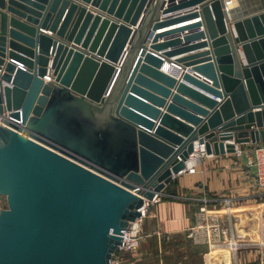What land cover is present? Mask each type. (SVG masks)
<instances>
[{
	"label": "water",
	"instance_id": "95a60500",
	"mask_svg": "<svg viewBox=\"0 0 264 264\" xmlns=\"http://www.w3.org/2000/svg\"><path fill=\"white\" fill-rule=\"evenodd\" d=\"M6 111L0 264H109L193 143H264V0H0Z\"/></svg>",
	"mask_w": 264,
	"mask_h": 264
},
{
	"label": "built area",
	"instance_id": "2783aa9c",
	"mask_svg": "<svg viewBox=\"0 0 264 264\" xmlns=\"http://www.w3.org/2000/svg\"><path fill=\"white\" fill-rule=\"evenodd\" d=\"M168 75L179 77L180 69L177 66L169 64L165 68ZM44 82L50 81L48 74L42 77ZM12 121L9 113L0 114V127L9 129L7 122ZM20 122H16L19 125ZM203 145L193 143L192 152L188 155L184 168L178 172L180 174L192 175L195 173V167L204 160ZM236 159H243L241 172L244 176L250 177L253 186L261 191L264 196V145L254 146L249 151L236 149L232 154ZM192 161H189L191 160ZM234 164H237L236 162ZM159 195L153 196L150 201H142L141 206L137 209L139 214L132 222L128 223V229L121 237L119 245L110 253L109 264H122V254L134 253L142 238V221L147 215L148 208L155 204ZM196 204V212L193 224L184 231V238L196 246L206 248L205 257H209L208 264H242L246 260H251L257 253L258 257L264 258V219L260 218L249 234H238L234 222V201L228 196H213L205 194V198L191 199ZM5 209L0 207V210ZM248 220L244 225L248 227ZM250 237L253 240H249ZM246 251L244 256L242 251ZM225 252L228 262L221 259L220 253ZM262 258V259H263ZM205 264V260H204Z\"/></svg>",
	"mask_w": 264,
	"mask_h": 264
},
{
	"label": "crops",
	"instance_id": "0c3cea01",
	"mask_svg": "<svg viewBox=\"0 0 264 264\" xmlns=\"http://www.w3.org/2000/svg\"><path fill=\"white\" fill-rule=\"evenodd\" d=\"M257 6V2L253 1L250 8L251 10H256L258 9L256 8ZM85 7L89 8L88 6ZM109 19L111 18L109 17ZM227 19V25H229V16ZM195 21L196 20H189L184 24H191ZM173 28H175V26H173ZM168 29L156 31L155 33L164 32ZM38 30L40 33L49 37L53 36L47 31ZM201 41L203 40L201 39ZM201 41H196L195 44L200 43ZM204 50H207V47L185 52V54L177 55L175 57H184L185 55L200 53ZM238 54L240 57L239 50ZM167 66H169V64L165 63L164 68ZM163 70L164 69H162V72L167 74V71ZM184 72L196 76L201 81L203 80V78L198 77L186 69ZM174 78L178 79V77ZM167 101H165L163 107L160 108L161 112L164 110L163 108L167 104ZM218 101L219 100H216V102ZM224 144H231V142L224 141ZM258 145H264V143L237 144L236 149L238 148L240 150L249 151L253 149L254 146ZM235 162L237 164H234ZM242 163L243 159H236L232 154H223L220 156L211 155L205 157L204 160L201 159L200 163L195 167L194 174H180L175 176V179L172 182L162 188L161 193L159 194V199L155 204L148 208L147 215L143 219L146 223L151 221L152 228L150 234H153L156 237L160 236L162 239L176 234L184 235V231L193 224L197 207L196 204L191 202V199L205 198V194L219 197L228 196L232 198L235 202L233 204L235 228L238 234H249L257 223V220L260 218L264 219V196L261 195L263 193H261L260 190L253 186L251 178L242 174ZM248 220L251 221V223L248 224L249 227L244 225ZM201 248L203 249V247ZM123 255L125 254H122V256ZM122 264H132V261L129 259L124 260V258H122Z\"/></svg>",
	"mask_w": 264,
	"mask_h": 264
},
{
	"label": "rangeland",
	"instance_id": "374dc122",
	"mask_svg": "<svg viewBox=\"0 0 264 264\" xmlns=\"http://www.w3.org/2000/svg\"><path fill=\"white\" fill-rule=\"evenodd\" d=\"M0 207L6 208V200L3 196H0ZM144 221H142V238L138 249L133 254L125 253L122 256L124 260L129 259L132 264H204L205 260V264H208L209 257L204 255L206 251L204 246H194L191 241L181 235H174L164 239L160 236L156 237L150 234L151 221L148 223ZM249 240H253V238L250 237ZM242 253L244 256L246 255L245 250ZM219 255L222 260L228 262L225 252H221ZM258 256L256 253L253 258H250L251 260H246L242 264H264V258L262 257V259Z\"/></svg>",
	"mask_w": 264,
	"mask_h": 264
},
{
	"label": "bare ground",
	"instance_id": "6f19581e",
	"mask_svg": "<svg viewBox=\"0 0 264 264\" xmlns=\"http://www.w3.org/2000/svg\"><path fill=\"white\" fill-rule=\"evenodd\" d=\"M164 70H165V69H164ZM164 70H163V71H164ZM189 161H192V159H191V160H189ZM225 262H226V260H225Z\"/></svg>",
	"mask_w": 264,
	"mask_h": 264
},
{
	"label": "trees",
	"instance_id": "16d2710c",
	"mask_svg": "<svg viewBox=\"0 0 264 264\" xmlns=\"http://www.w3.org/2000/svg\"><path fill=\"white\" fill-rule=\"evenodd\" d=\"M176 235H177V234H176ZM181 236L184 238V235H183V234H182Z\"/></svg>",
	"mask_w": 264,
	"mask_h": 264
}]
</instances>
